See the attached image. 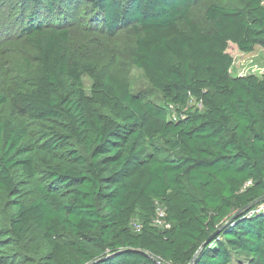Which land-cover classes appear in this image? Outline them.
Segmentation results:
<instances>
[{
  "label": "trees",
  "instance_id": "16d2710c",
  "mask_svg": "<svg viewBox=\"0 0 264 264\" xmlns=\"http://www.w3.org/2000/svg\"><path fill=\"white\" fill-rule=\"evenodd\" d=\"M66 1L126 33L161 100L70 55L64 0H21L26 53L0 83V264H264V214L247 216L264 199V74L232 75L228 51L264 49L262 1Z\"/></svg>",
  "mask_w": 264,
  "mask_h": 264
},
{
  "label": "rangeland",
  "instance_id": "374dc122",
  "mask_svg": "<svg viewBox=\"0 0 264 264\" xmlns=\"http://www.w3.org/2000/svg\"><path fill=\"white\" fill-rule=\"evenodd\" d=\"M264 5V0H261ZM67 1L63 2V10L58 14V19L63 17L70 19L68 23L71 31L69 53L77 58L80 63L89 60H97V63L107 64L110 70L120 74L129 84L134 92H142L148 98L159 101L161 96L154 90L146 80L142 71L131 64V41L123 30H119L114 36H107L95 27L90 20L91 11L81 3L79 7H72V16L68 17L64 11H68ZM84 2V1H83ZM217 3L229 6H241L240 0H217ZM29 7L21 6V0H0V83L3 82L4 70L10 74H16L15 59L26 53L22 38L18 44V32L23 25L26 11ZM37 13L45 15L43 10ZM57 17V16H56ZM56 19V18H54ZM201 19V16H199ZM228 51L233 57L230 72L232 75L264 74V49L256 46L252 52L239 51L235 44L229 43ZM90 79L83 76V85L86 89L90 87Z\"/></svg>",
  "mask_w": 264,
  "mask_h": 264
},
{
  "label": "built area",
  "instance_id": "2783aa9c",
  "mask_svg": "<svg viewBox=\"0 0 264 264\" xmlns=\"http://www.w3.org/2000/svg\"><path fill=\"white\" fill-rule=\"evenodd\" d=\"M250 183H251V181L248 180L245 185H249ZM156 213H157V216L154 218L153 222L156 225H159V226H163V225L164 226H169L168 223H166V221L163 218V215H164L163 209L160 208V207H157ZM259 213L264 214V199L258 205H256L255 207L251 208L248 211L247 216H253V215H256V214H259Z\"/></svg>",
  "mask_w": 264,
  "mask_h": 264
},
{
  "label": "water",
  "instance_id": "95a60500",
  "mask_svg": "<svg viewBox=\"0 0 264 264\" xmlns=\"http://www.w3.org/2000/svg\"><path fill=\"white\" fill-rule=\"evenodd\" d=\"M219 232V229L215 232H213L207 239L206 241L201 245V247L205 246L217 233Z\"/></svg>",
  "mask_w": 264,
  "mask_h": 264
}]
</instances>
